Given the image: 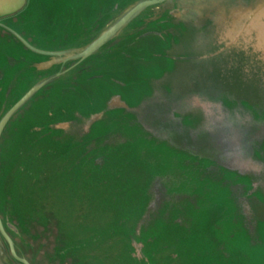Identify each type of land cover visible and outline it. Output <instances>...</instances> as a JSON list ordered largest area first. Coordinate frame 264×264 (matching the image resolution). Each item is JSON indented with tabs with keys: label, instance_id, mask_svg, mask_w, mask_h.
I'll return each instance as SVG.
<instances>
[{
	"label": "water",
	"instance_id": "95a60500",
	"mask_svg": "<svg viewBox=\"0 0 264 264\" xmlns=\"http://www.w3.org/2000/svg\"><path fill=\"white\" fill-rule=\"evenodd\" d=\"M31 1L0 0V264H37L33 259L40 246L45 248V264H92L66 249L61 221L50 207L42 203L41 209L20 218L10 186L3 182L8 177L2 153L10 131L17 129L13 125L27 114L37 117L38 104L48 102L56 91L78 94L89 83L108 78L106 64L121 58L147 63L161 59L169 66L146 75L148 89L136 98L117 91L100 108L89 95L91 108L96 110L83 112L75 105L61 106L58 112L48 108L43 119L27 125V134L34 135L35 143L68 145L77 153L68 169L84 166L88 174L87 169L107 168L111 154L134 137L169 149L164 168L148 180L147 200L129 235L128 251L136 261L153 264L147 249L157 243L159 234L169 229L188 234L195 219L191 212L203 210L207 199L225 189L234 214L225 213L219 222L208 217L205 228L218 232L224 224H234L228 240L218 245L224 263L249 259L252 264L255 260L246 251L261 249L256 264H264V178L260 176L264 165L255 160H264V75L261 80L258 76L250 79L242 71L247 58L255 64L257 57L264 65V0H208L214 5L204 20L197 17L198 7L185 0L115 1L110 9L101 6L90 23L81 21L80 32L50 37L45 47L29 37L26 23L20 21ZM219 16L225 21L229 18L233 32L229 36L228 31L229 40L220 50L204 39ZM240 16L242 24L237 26ZM220 51L231 53L213 62V55ZM116 83L122 90L137 85L134 80ZM198 93L213 100V108L200 102ZM195 97V105L202 103L196 110L189 108ZM219 113L227 127L235 123V130L242 129V134L204 128V121ZM99 124L101 134L95 133ZM126 127L138 130L139 135L127 136ZM50 149L38 151L34 160L46 157ZM18 168L25 167L20 164ZM43 207L45 214L33 218L32 213ZM236 233L243 235L245 246ZM162 247L170 248L167 243Z\"/></svg>",
	"mask_w": 264,
	"mask_h": 264
},
{
	"label": "rangeland",
	"instance_id": "374dc122",
	"mask_svg": "<svg viewBox=\"0 0 264 264\" xmlns=\"http://www.w3.org/2000/svg\"><path fill=\"white\" fill-rule=\"evenodd\" d=\"M115 1L121 0H32L27 13L21 16L20 21L26 23L25 28L29 37L45 47V44H48L47 41L51 40L50 37L62 36L64 31L80 32L81 21L90 23L95 19L101 6L110 9ZM185 1L188 5L198 7L199 20L205 19L208 10H211L210 14L212 13L214 2L209 4L208 0ZM149 11V15H152V9ZM70 19L72 24H69ZM65 23L69 25L64 26ZM50 24H55L57 29L49 28ZM236 24L237 26L242 24V16ZM229 25V18L225 21L219 16L212 24L210 33H206L208 38L204 37L205 42L216 44V49L220 50L228 42L229 36L233 35ZM46 29L48 31H45ZM230 53L217 52L213 55L216 57L212 61L218 60V56H229ZM164 62L161 59H152V62L147 63L138 58H121L106 64L108 78L89 83L88 89L78 94L61 95L59 91H56L48 102L37 105V117L34 114H27L25 118H22L21 123L13 125V128L17 126L18 131L11 130L5 143L2 158L5 161L4 171L8 178L3 182H8L10 186L8 188L20 218L32 211H37L42 203L45 207H50L61 221L60 230L67 237L66 249L79 254L92 264H146L131 257L128 251V239L139 212L147 200L145 189H147L148 180L154 171L164 168L171 152L166 147L154 146L153 143L137 139L134 136L139 135V131L126 127L125 134L134 137L133 141L124 144L117 152L111 154L107 168L98 171L87 169L89 175L84 166L74 170L68 169L71 161L77 156L74 150L68 149V145L45 142V140L35 143L34 135L32 133L28 135L26 132L27 125L36 118L43 119L48 108L57 112L61 106L65 105L78 106L83 112L98 109L91 108L88 101L89 95H92V101L99 108L113 92H125L130 98H136L148 89L144 77L151 73H160L164 67L169 66ZM242 71L247 78L255 79L253 76H258L261 80L264 75V65L257 57L255 64L252 58H247L243 63ZM133 80L137 82V85L129 90H122L121 85L116 83V81L129 83ZM111 86L112 88L109 89ZM196 96L201 99L200 102H206L213 108L210 102L213 100L208 96L203 93H198ZM197 97L193 99V105L189 104V108L196 110L200 107L202 103L195 105ZM212 115H215L214 112ZM203 124L204 128L208 130L212 128L213 131L216 129L219 133L237 128L235 123L227 127L220 113L216 114L215 118L204 121ZM117 126L114 125V128ZM102 131L103 127L99 124L95 133L101 134ZM235 131L239 134L242 129H240L241 132ZM240 137L242 138L241 135ZM47 147L51 149L46 157L34 160V155ZM154 159L153 167L149 163ZM255 160L258 165H264V160L261 158L255 157ZM20 164L26 169L19 170ZM260 176L264 178L263 174ZM224 190H219L213 198L207 199L203 210L201 207L199 212H191L196 220L194 219L191 223L188 234L175 229L159 234L156 238L157 243L147 249L153 264H226L218 252V245L228 240L230 230L235 228L234 224H224L222 231L218 228V232L205 228L203 224L208 217L219 222L220 216L225 213L229 216L234 214L229 193ZM241 197L244 196L241 195ZM41 214H45V208L41 212L32 213V216L36 218ZM235 235L236 239H240L245 246L243 235L239 233ZM165 243L169 245V250H162L165 249L162 247ZM172 252L177 253L178 257L171 258ZM246 253L255 260L252 264H256L262 256L261 249H254L253 252L246 251ZM35 254L34 262L37 261V264L47 262L44 246H40ZM244 256L247 258L246 254ZM232 264H251V261L238 259Z\"/></svg>",
	"mask_w": 264,
	"mask_h": 264
},
{
	"label": "flooded vegetation",
	"instance_id": "af4514ba",
	"mask_svg": "<svg viewBox=\"0 0 264 264\" xmlns=\"http://www.w3.org/2000/svg\"><path fill=\"white\" fill-rule=\"evenodd\" d=\"M149 118L151 119V115H150L149 113H147V119L149 120ZM152 118H153V120H152V122H151V124H150L151 127H152V125H154L153 121L155 122V121L157 120V116L152 117ZM147 122H148V121H147Z\"/></svg>",
	"mask_w": 264,
	"mask_h": 264
}]
</instances>
